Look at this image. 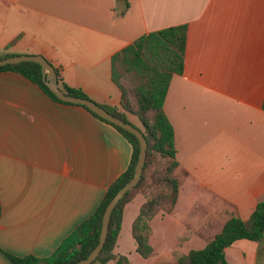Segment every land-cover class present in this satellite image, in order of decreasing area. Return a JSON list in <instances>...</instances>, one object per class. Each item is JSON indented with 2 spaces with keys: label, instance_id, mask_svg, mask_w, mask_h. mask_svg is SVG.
Returning a JSON list of instances; mask_svg holds the SVG:
<instances>
[{
  "label": "crops",
  "instance_id": "crops-1",
  "mask_svg": "<svg viewBox=\"0 0 264 264\" xmlns=\"http://www.w3.org/2000/svg\"><path fill=\"white\" fill-rule=\"evenodd\" d=\"M178 23L186 24L184 68L164 99L178 194L171 211L150 218L146 257L131 230L145 195L125 203L113 251L128 264H165L175 251L203 247L227 218L246 219L264 199V0H0V51L41 54L67 84L117 107L111 55ZM134 116L127 113L133 124ZM131 155L111 123L0 70V264H13L6 253L49 255L92 214ZM224 258L264 264V234L235 239Z\"/></svg>",
  "mask_w": 264,
  "mask_h": 264
},
{
  "label": "trees",
  "instance_id": "trees-1",
  "mask_svg": "<svg viewBox=\"0 0 264 264\" xmlns=\"http://www.w3.org/2000/svg\"><path fill=\"white\" fill-rule=\"evenodd\" d=\"M185 46L186 24L178 23L144 32L111 55V78L120 91V107L99 104L124 121H129L127 113L138 117L142 127H137L146 138V156L140 179L112 208L105 241L97 256L89 264H106L110 259L114 260L113 264L129 263L125 254H116L113 248L120 229L123 207L137 192L143 193L145 200L132 221L131 230L136 250L144 257L152 252L149 243L150 218L159 210L169 212L174 208L180 169L176 158L174 130L164 111V99L172 75L183 71ZM13 54L15 53L0 51V57ZM54 68L58 84L65 93L90 98L80 87L67 84L59 69ZM2 69L20 72L36 82L51 98L72 103L58 98L52 92L45 83L41 65L37 61L21 60L6 63L0 65V70ZM83 106L98 118L114 125L130 141L132 144L130 161L108 185L92 214L63 237L49 255L37 257L33 254L19 256L6 253L13 264H68L85 257L98 242L105 206L115 192L133 175L139 150V142L135 134L100 116L86 105ZM158 157L163 158L165 162L161 166L154 167ZM149 166L151 168L147 173ZM263 234L264 199H260L246 219L238 216L227 218L221 229L203 247L191 248L187 252L175 251L173 258L165 264H228L224 258L225 246L237 238L258 240Z\"/></svg>",
  "mask_w": 264,
  "mask_h": 264
},
{
  "label": "water",
  "instance_id": "water-1",
  "mask_svg": "<svg viewBox=\"0 0 264 264\" xmlns=\"http://www.w3.org/2000/svg\"><path fill=\"white\" fill-rule=\"evenodd\" d=\"M21 60H34L41 65L42 75L45 80V83L58 98L65 101H70L72 103H79L86 105L88 108H90L100 116L129 130L130 132L135 134V136L138 139L139 150H138L137 161L134 166L133 175L115 192V194L111 197V199L108 201L107 205L105 206L101 219V228L99 232L98 242L85 257L76 260L74 262L68 263V264H89L97 256L105 241V237L108 229L109 216L112 208L114 207L116 202L125 194V192L131 189L140 179L143 164L145 161V156H146V146H147L146 138L143 132L137 126L133 125L129 121H124L120 117L112 114L104 106L100 105L96 101L87 97H81V96L65 93L58 84L54 66L43 55L36 53H18L9 56H4V57H0V65H4L6 63H15Z\"/></svg>",
  "mask_w": 264,
  "mask_h": 264
},
{
  "label": "rangeland",
  "instance_id": "rangeland-1",
  "mask_svg": "<svg viewBox=\"0 0 264 264\" xmlns=\"http://www.w3.org/2000/svg\"><path fill=\"white\" fill-rule=\"evenodd\" d=\"M135 117V126H138V127H142V125H141V122H140V120H138V118L136 117V116H134ZM164 159L163 158H161V157H158L156 160H155V163H154V167H158V166H161V165H163L164 164ZM150 168H151V166H149L148 168H147V173H149V171H150ZM149 169V170H148Z\"/></svg>",
  "mask_w": 264,
  "mask_h": 264
}]
</instances>
